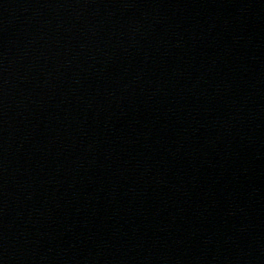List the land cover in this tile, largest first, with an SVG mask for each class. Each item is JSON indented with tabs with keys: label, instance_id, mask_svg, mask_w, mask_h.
I'll list each match as a JSON object with an SVG mask.
<instances>
[{
	"label": "water",
	"instance_id": "obj_1",
	"mask_svg": "<svg viewBox=\"0 0 264 264\" xmlns=\"http://www.w3.org/2000/svg\"><path fill=\"white\" fill-rule=\"evenodd\" d=\"M0 264H264V0H0Z\"/></svg>",
	"mask_w": 264,
	"mask_h": 264
}]
</instances>
